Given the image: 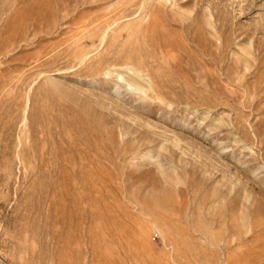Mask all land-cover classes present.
Segmentation results:
<instances>
[{
    "label": "rangeland",
    "instance_id": "rangeland-1",
    "mask_svg": "<svg viewBox=\"0 0 264 264\" xmlns=\"http://www.w3.org/2000/svg\"><path fill=\"white\" fill-rule=\"evenodd\" d=\"M0 264H264V0H0Z\"/></svg>",
    "mask_w": 264,
    "mask_h": 264
}]
</instances>
